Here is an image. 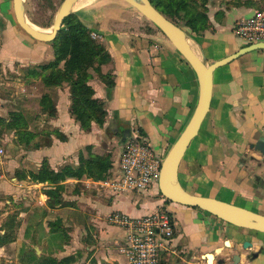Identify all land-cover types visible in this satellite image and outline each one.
I'll return each mask as SVG.
<instances>
[{
    "label": "crops",
    "instance_id": "obj_1",
    "mask_svg": "<svg viewBox=\"0 0 264 264\" xmlns=\"http://www.w3.org/2000/svg\"><path fill=\"white\" fill-rule=\"evenodd\" d=\"M260 2L220 0L209 6L212 29L195 35L180 28L187 33L195 54L210 65L249 46L235 34L234 28L259 10ZM120 3L110 0L84 8L79 4L75 11L109 53L111 62L102 72H111L114 83L106 90L97 78L89 82L94 98L105 102L106 121L101 128L92 123L90 132L85 133L69 113L71 102L66 84L50 90L56 115L46 120L41 113L40 81L25 75L52 61L46 60L50 49L47 43L32 40L19 28L13 0H0V72L9 71L15 80L12 87L25 92L26 97L38 93L32 96L38 100L33 121L36 131H31L35 135L34 145L19 144L13 135L14 155L7 154L4 162H0V194L18 197L14 206L20 208V213L14 214L18 225L14 241L0 246V256H5L8 246L14 245V256L21 257L24 243L31 242L34 253L38 248L39 255L58 260L78 256L73 264H127L126 256L120 253L123 232L108 225L107 217L121 212L136 218L166 207L176 219L174 250L182 258L190 257L188 264H207L203 259L206 254L213 256L212 264L220 259L230 264L228 258L234 241L247 239L254 246L264 245V235L246 230L241 231L248 234H241L197 208L166 204L157 184L143 194L148 196L143 200L100 188L101 181L68 179L63 192L67 206L49 210L44 194L47 184L33 183L27 175L28 171L38 170L43 161L54 171L66 165L77 166L78 154L92 146L96 151L111 154L112 176L123 147L132 136L145 139L163 160L191 120L199 97L198 80L192 68L158 29ZM5 96L0 95L1 118L6 110L1 108L6 105ZM17 96L20 97V92H16ZM55 130L65 137L63 141L54 136ZM258 142L264 143V50L243 54L214 71L207 114L178 166L180 188L190 195L264 215V152L252 148ZM16 171L24 172L25 176L18 180ZM30 190L38 196L31 199V206L24 198ZM52 222L65 230L68 243H61L64 237L58 238L61 229L49 230L47 224ZM3 228L4 222L0 235ZM51 241L57 243L52 251ZM226 241L232 246H225ZM17 263L20 264L18 259ZM241 264H248L244 257ZM249 264H264V254Z\"/></svg>",
    "mask_w": 264,
    "mask_h": 264
},
{
    "label": "trees",
    "instance_id": "obj_2",
    "mask_svg": "<svg viewBox=\"0 0 264 264\" xmlns=\"http://www.w3.org/2000/svg\"><path fill=\"white\" fill-rule=\"evenodd\" d=\"M151 5L170 22L178 27H183L195 35H200L208 29H212L208 18V0H149ZM53 60L42 65L39 71L32 70L31 79L40 78L46 88L61 87L64 84L69 87L70 108L69 113L80 129L89 133L91 124L102 127L106 121L105 102L94 98V90L89 82L94 75L104 84L106 90L113 87L111 72H102V68L110 64V55L105 47L90 38V31L79 21L75 15L67 16L57 37L50 43ZM67 62L66 67L61 68L62 63ZM28 74V73H27ZM41 113L46 115V120L56 115V109L49 95H42L39 99ZM16 112H19L16 110ZM19 114H12L11 119L4 121L7 129L14 132L16 141L26 147L34 145L32 140L34 134L28 131L26 124L20 122ZM0 120V128H1ZM3 124V123H2ZM56 138L63 141L62 134H56ZM50 144V142H48ZM36 144L34 147L37 148ZM113 167L111 154L96 151L92 146H87L84 152L78 154V165H66L54 171L43 161L36 171H28L27 175L33 183L47 184L44 190L47 197V209L53 210L67 206L63 199L65 189L64 182L68 179H90L93 181H104L110 175ZM16 171L18 180H21L25 173ZM160 195V193H159ZM166 204H170L165 200ZM45 214L47 211L44 212ZM11 217L9 223L4 224V233L0 235V246L8 245L14 241L16 228ZM13 219V220H12ZM17 225V224H16ZM50 231L61 229L62 235L58 238L61 243H68L65 230L55 223L47 224ZM57 226V227H56ZM56 227V228H55ZM56 229V230H55ZM13 230L15 232L13 233ZM67 239V240H65ZM65 240V241H64ZM78 256H69L60 260L47 256H36L33 250L23 258L20 257V264H73ZM162 264V263H161Z\"/></svg>",
    "mask_w": 264,
    "mask_h": 264
},
{
    "label": "water",
    "instance_id": "obj_3",
    "mask_svg": "<svg viewBox=\"0 0 264 264\" xmlns=\"http://www.w3.org/2000/svg\"><path fill=\"white\" fill-rule=\"evenodd\" d=\"M23 1L24 0H13L14 17L17 25L32 40L49 43L57 37L64 19L71 14V7L76 0H64L62 2L54 18L51 31L46 34L35 30L32 27L33 25L26 20L22 10ZM121 1L137 11L141 17L152 24L168 39L180 56L192 68L198 80L199 97L192 118L162 160L160 174L157 181L160 195L172 204L197 208L236 228L264 234V215L214 199L190 195L180 188L177 181L179 163L188 145L196 136L199 127L207 114L212 92V76L214 71L243 54L255 50H264V43L249 45L221 61L207 65L191 48L189 43L190 39L187 33L161 15L151 5L149 0ZM253 147L260 152H264L263 142H258L252 146V148ZM225 246L231 247L232 244L226 241ZM35 254H39L38 248H35ZM209 256L212 257L213 262V256L211 254L203 256V259L207 260V264H209ZM234 262L235 264L237 263V261ZM216 264H223V261L220 260Z\"/></svg>",
    "mask_w": 264,
    "mask_h": 264
},
{
    "label": "built area",
    "instance_id": "obj_4",
    "mask_svg": "<svg viewBox=\"0 0 264 264\" xmlns=\"http://www.w3.org/2000/svg\"><path fill=\"white\" fill-rule=\"evenodd\" d=\"M234 30L249 45L264 43V7L239 21ZM93 37L98 38L95 35ZM1 154L3 150L0 148ZM161 164L162 159L145 139L132 136L123 147L117 172L98 186L115 194L146 191L157 184ZM106 221L123 232L120 253L126 256L127 264H160L167 256L175 254V222L167 209L136 218L113 212Z\"/></svg>",
    "mask_w": 264,
    "mask_h": 264
},
{
    "label": "rangeland",
    "instance_id": "obj_5",
    "mask_svg": "<svg viewBox=\"0 0 264 264\" xmlns=\"http://www.w3.org/2000/svg\"><path fill=\"white\" fill-rule=\"evenodd\" d=\"M63 1L64 0H24L23 5H22L24 17L38 31L44 32V33H49L51 31V28H52V25L54 22V18H55L56 14L58 12V9H59V7ZM107 1H110V0H76L74 2V4L77 2V4H81V8H84L87 6H93L94 7L96 5L103 4L104 2H107ZM118 1L121 2L120 4H122V6L124 8H126V10L134 12L140 16V14L137 13V11H135L134 9H132L128 4L124 3L121 0H118ZM219 1L220 0H208V3L206 4L208 7V11H209V6H214ZM221 1L224 2L225 0H221ZM78 7H77V9H78ZM263 7H264V0H261V2L258 5V9H261ZM77 14L78 13L75 12V10L71 9L70 15H75L79 19V17H78L79 15L77 16ZM79 21H80V19H79ZM94 35L95 34L90 33V38L92 40H94L95 42L101 44L99 42L100 41L99 38H96V37L94 38L93 37ZM49 43H47L48 44L47 46L50 49V53H49L50 56L47 57L46 60H53V53H52V49H51V46ZM67 65H68L67 62L62 63L61 68H63L64 66H67ZM41 66L42 65L38 66L37 69L35 68L32 70L39 71V68ZM1 70L2 71L0 72V95H1V93L6 94L5 99H4L6 101V105L1 106L2 109L5 108L6 110L2 113L3 117L2 118L0 117V120H2V122H1L2 126L0 128V148L3 150V154H1V156H0V162L1 161L4 162L7 154L10 156L14 155V150L12 148V146H13L12 145V138H13L14 132L7 129V127L4 124V121L10 120L12 114H19L21 116V118L19 117L20 122H23L24 124H26L28 131H30V132L36 131V129H34V127H33V121H34V115L36 114V108H37L38 100L36 101V97H32V96L38 95V93H35L34 95L30 94V95H32L31 97H26L25 92H21L20 89H14L12 87L13 86L12 84L15 82V80H14V78L10 77L9 71L6 72L3 69H1ZM32 70H29L28 74H26V75L24 74L26 78L31 79V77H32L31 71ZM94 76H95L94 78H96V75H94ZM31 80L40 81V85L42 86L43 95H45V94L49 95L51 101L53 102V105L55 106V103H54V100L52 98L50 90L52 88H62L63 86L46 88L43 85L40 78H33ZM31 80L29 82H31ZM16 92H17V94H18V92H20V97H18V96L16 97ZM70 102H71V100H70ZM18 109H21V111L23 112L24 115L20 111L19 112L15 111ZM9 110H10V112H9ZM44 116H46V115L44 114ZM53 133L55 136L59 132L57 130H55V132H53ZM59 134H61V133H59ZM141 140H143V138H141ZM112 169H113V167H112ZM115 169L116 170L118 169V164L115 166ZM109 178H111V174L104 181H108ZM8 180H9V178H8ZM104 181H101V182H104ZM97 188H99V187L97 186ZM147 190H149V189H147ZM146 191L139 192L137 190H134V191L125 192V194H127L129 197H130V195H133L137 199L146 200L148 198V196L143 195ZM101 192H104V190H102ZM24 198H26V200H27L25 203H27V204H29V206H31L30 205L31 199L36 200L38 198V196L33 195L32 191L30 190L29 192L26 193ZM16 199L18 200V197ZM16 199H14L11 195H8V194L7 195L2 194V193L0 194V200H1L0 203L5 204V206L0 205V225L3 224V222H4V224H6L7 222L9 223V221L11 220V219H9L10 216L14 217L15 213H20V208H17L16 206H14L15 204H17V203H15ZM24 201L25 200H23V202ZM163 209H167V208L162 207L159 210H163ZM171 214H172V212H171ZM172 216L174 219L175 217L173 214H172ZM14 220H13V222H14ZM175 220H174V222H175ZM14 224H15V222H14ZM15 226H18V225L15 224ZM175 228H176V223H175ZM16 229H18V228H16ZM15 230H13V233L15 232ZM18 232H19V230H18ZM240 232H241V234H244V233L248 234L247 232H249V231L244 232V231L240 230ZM56 246H57V243L55 241L49 242V248L51 249V251ZM13 250H14V245H11L10 247L8 246V248L5 251L7 254L5 253V256L4 255L0 256V264H18L17 259L19 261L20 256L15 257ZM32 250H33V245L31 244V242L24 243L23 258L28 256ZM33 252H34V250H33ZM35 255L47 257L43 254H40V255L35 254ZM165 260L166 261H162L161 263L162 264H188V262L191 261V258L190 257L189 258H186V257L182 258V255L179 254L178 251L176 250L175 254L170 255L169 258L166 257ZM192 264H194V263H192Z\"/></svg>",
    "mask_w": 264,
    "mask_h": 264
},
{
    "label": "flooded vegetation",
    "instance_id": "obj_6",
    "mask_svg": "<svg viewBox=\"0 0 264 264\" xmlns=\"http://www.w3.org/2000/svg\"><path fill=\"white\" fill-rule=\"evenodd\" d=\"M232 228H236V227L232 226ZM236 229L244 230V229H239V228H236ZM246 231H249V230H246ZM231 249L233 250V252L228 258V261L230 264H235L234 261H237L236 264H241L242 257H244L245 262L249 264V263L254 262L260 255L264 254L263 244H260V245L256 244L254 246V242L251 240H247V239H244L242 241H239V240L234 241V245ZM220 260L223 261V264H226L224 263L225 262L224 259H220Z\"/></svg>",
    "mask_w": 264,
    "mask_h": 264
},
{
    "label": "bare ground",
    "instance_id": "obj_7",
    "mask_svg": "<svg viewBox=\"0 0 264 264\" xmlns=\"http://www.w3.org/2000/svg\"><path fill=\"white\" fill-rule=\"evenodd\" d=\"M78 6H79V4H77V2H76L75 4L72 5L71 9L76 11V9H77ZM32 27L34 28V26H32ZM34 29H35V28H34ZM35 30H37V29H35ZM37 31H38V30H37ZM39 32H40V31H39ZM40 33L46 34V33H44V32H40ZM208 263H209V264L212 263V257H211V256L208 257Z\"/></svg>",
    "mask_w": 264,
    "mask_h": 264
}]
</instances>
